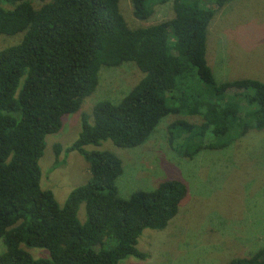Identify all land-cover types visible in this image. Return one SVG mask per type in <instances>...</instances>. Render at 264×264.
Returning a JSON list of instances; mask_svg holds the SVG:
<instances>
[{"label":"trees","instance_id":"1","mask_svg":"<svg viewBox=\"0 0 264 264\" xmlns=\"http://www.w3.org/2000/svg\"><path fill=\"white\" fill-rule=\"evenodd\" d=\"M172 1V19L131 29L119 0H0V35L23 33L0 51V264H120L145 259L137 248L145 230L163 231L177 215L186 187L170 180L151 191L118 196V157L87 151L111 141L119 148L146 142L169 116L172 151L192 160L221 150L249 131L264 130V83H216L206 62V36L215 14L230 0H131L133 17L147 21L156 5ZM33 3H39L36 8ZM133 64L142 78L120 102L97 103L92 122L80 118L77 152L89 179L62 206L40 187L45 137L62 118L80 110L99 83L100 71ZM206 141V142H205ZM59 146H55L56 155ZM84 205L85 220L78 219ZM26 249L47 252L33 258ZM228 264H264V247Z\"/></svg>","mask_w":264,"mask_h":264},{"label":"rangeland","instance_id":"2","mask_svg":"<svg viewBox=\"0 0 264 264\" xmlns=\"http://www.w3.org/2000/svg\"><path fill=\"white\" fill-rule=\"evenodd\" d=\"M118 6L131 29L174 16L172 1L156 5L144 22L133 17L131 0H119ZM22 38L23 33L0 35V51L17 45ZM205 56L218 84L239 79L264 83V0H230L219 10L207 31ZM141 78L130 63L103 68L95 92L83 101L80 110L64 116L60 130L45 137L39 161L40 187L51 191L58 205L62 206L69 193L90 176L79 153L65 152L78 138L81 115L92 122L97 103L117 104ZM177 120L200 123L199 118L169 115L136 148H119L108 140L85 147L120 159L123 172L115 184L121 199L137 191L154 190L164 181L176 180L186 187V197L166 229L145 230L138 239L136 248L145 259L128 257L120 264H228L264 247V130H251L221 150L203 149L189 160L175 154L167 142V127ZM56 145L60 148L57 155ZM78 219L81 223L85 220L83 204ZM4 251L0 239V254ZM26 251L33 258L48 256L44 250Z\"/></svg>","mask_w":264,"mask_h":264}]
</instances>
